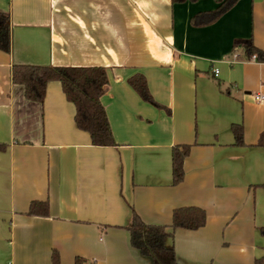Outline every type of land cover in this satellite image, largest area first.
I'll return each instance as SVG.
<instances>
[{"label":"crops","instance_id":"1","mask_svg":"<svg viewBox=\"0 0 264 264\" xmlns=\"http://www.w3.org/2000/svg\"><path fill=\"white\" fill-rule=\"evenodd\" d=\"M215 0H0L11 51H0V264H154L131 243L135 213L171 226L176 209L206 212L198 230L167 240L177 264H256L264 258V0H241L206 27L192 19ZM14 65L103 67L102 97L116 146H93L60 82L42 104L12 81ZM215 69L219 74L215 75ZM145 76L154 100L128 80ZM233 125L244 129L235 145ZM189 145L173 185L172 150ZM47 202L49 216H30Z\"/></svg>","mask_w":264,"mask_h":264},{"label":"trees","instance_id":"2","mask_svg":"<svg viewBox=\"0 0 264 264\" xmlns=\"http://www.w3.org/2000/svg\"><path fill=\"white\" fill-rule=\"evenodd\" d=\"M198 0H173L174 3H185ZM218 8L205 12L192 19V25L206 27L218 22L231 11L241 0H215ZM241 50L246 61L264 62V51L258 48L253 38L237 40L234 50ZM0 51H11V21L8 13L0 12ZM12 81L23 86L28 100L42 104L46 97L48 84L60 82L63 92L69 102L76 108L75 122L77 127L89 133L93 146H116L107 112L101 99L108 92L109 78L103 67H49L14 65ZM130 86L141 99L149 104L163 108L153 98L145 76L137 74L128 80ZM232 133L237 147H244V129L242 125H233ZM257 147L264 148V134L259 139ZM6 145L0 144V151H5ZM191 146H176L172 150L173 185L178 186L184 181V163L189 157ZM264 188V186H263ZM30 216H49L47 202H33L29 209ZM206 212L197 207L176 209L173 213L171 226L146 225L138 215L133 214L132 224L128 228L131 233L132 246L143 256L153 259L154 264H177L174 249L167 247V240L178 229L198 230L206 225ZM171 228L173 232L168 231ZM52 264H62L59 253L53 252ZM76 264H83L78 259ZM256 264H264V258Z\"/></svg>","mask_w":264,"mask_h":264},{"label":"built area","instance_id":"3","mask_svg":"<svg viewBox=\"0 0 264 264\" xmlns=\"http://www.w3.org/2000/svg\"><path fill=\"white\" fill-rule=\"evenodd\" d=\"M252 60H255V57H253ZM218 74H219V71L215 69V75L217 76ZM255 100L259 103H264V95L262 94L256 95Z\"/></svg>","mask_w":264,"mask_h":264}]
</instances>
